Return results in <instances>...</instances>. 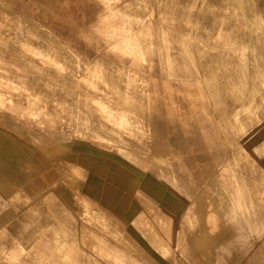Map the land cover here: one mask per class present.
I'll use <instances>...</instances> for the list:
<instances>
[{
	"label": "rangeland",
	"instance_id": "rangeland-1",
	"mask_svg": "<svg viewBox=\"0 0 264 264\" xmlns=\"http://www.w3.org/2000/svg\"><path fill=\"white\" fill-rule=\"evenodd\" d=\"M229 8L231 0H0V264H124L127 254L213 264L202 247L213 241L231 248L230 262L264 264V224L226 228L238 163L252 176L243 202L264 206L261 156L245 142L264 109L238 114L229 94L231 26L246 21ZM205 56L222 65L210 90L208 79L172 66ZM125 193L156 256L119 218Z\"/></svg>",
	"mask_w": 264,
	"mask_h": 264
},
{
	"label": "bare ground",
	"instance_id": "bare-ground-1",
	"mask_svg": "<svg viewBox=\"0 0 264 264\" xmlns=\"http://www.w3.org/2000/svg\"><path fill=\"white\" fill-rule=\"evenodd\" d=\"M161 2H162V0H161ZM108 5L109 4H107V6ZM229 9H230L229 11H231L235 14H238V15H243L244 18H246L244 25L241 24L242 21H239V19L236 18V19H233L232 26H231L233 28V33L231 34L232 38H231L230 43L235 48L234 52H235V58H236L237 64L228 65V68L233 69V72L232 71L230 72L231 75L229 76L230 79L228 80L229 81L228 84H230V91H231L229 94L232 93L234 96L233 99H236V103H234V108L236 109L235 111H237L238 114H242V112H246V111L253 112L254 114H258V111L260 108L264 109V0H231V8H229ZM108 10H109V8H108ZM107 12H106V15H107ZM112 12H114V11H112ZM124 13H127V12H124ZM108 16H109V14H108ZM110 16H111V14H110ZM120 19H121V16H120ZM193 25L195 27H198V28L201 27L200 21H198V22L195 21ZM150 43L152 44V46H154L156 44L154 39L151 40ZM119 49H121V48H119ZM126 49L130 50V48L129 49L126 48ZM123 51H125V50H122V53H124ZM154 51H155V49H154ZM156 52H154V53H156ZM220 52H222V51H220ZM231 53H232V51H231ZM232 54H234V53H232ZM153 55L154 54H152V56ZM154 56H156V55H154ZM221 56H224V54ZM178 59H179L178 57L175 58L176 62H180V61H183V62L182 63H175L174 65L172 64L173 68L174 67L179 68V69L181 68L182 70L185 69L184 71H186V72L188 71L187 73H189V74L191 73L192 75L197 76V77H201L204 80L208 79L209 82L207 81L208 84L206 85L207 89H209V87L211 85L216 86V84L219 83V80H220L219 78L221 77V75H223L221 70L218 69V68L222 67V65H218V62L215 64L214 63L212 64L211 62H209L210 60L213 59L211 57L205 56V57L201 58L202 61L199 62V64H190V65H189V63L188 64L186 63V61H185L186 58L183 57L181 60L180 59L178 60ZM168 60H170V58ZM216 60L217 59H215V61ZM165 61H166V59H165ZM193 61H195V59ZM168 63H170V61H168ZM238 63H239V65H238ZM220 64H221V62H220ZM224 67H225V65H224ZM170 69L171 68H169V70ZM179 69H177V70H179ZM175 70L176 69H174V71ZM170 71H172V70H170ZM179 72H180V70H179ZM175 74H176V72H175ZM181 74L179 76H185L184 74H182V75ZM171 76H172V74H171ZM179 76L174 75V78L177 77V79H179L178 78ZM190 78L193 79L192 77H190ZM209 90H208V92H209ZM238 119L241 120L242 118L238 117ZM249 136H250L249 142L253 147V151H255L256 153H258L261 156L260 170L262 171V174L264 176V118H259V116L258 117L255 116L254 121H253V131L249 134L245 133V139H246L245 142L248 141ZM253 165L255 166V164H253ZM236 171H237V175L234 176L235 178H233L232 186H230V189L232 191V198L234 199V201H233L234 202L233 203L234 209L232 210L234 219L233 220L229 219L227 223H229L230 226H226V228H230V229L233 227L235 229L234 230L235 234L238 233L237 229H242V231H243L245 228L251 229V228H253V226L258 227V225L264 224V206L262 204L261 205L256 204V200L254 201L252 198H251L250 204L246 205V203L243 202V199H242L243 194H246V195L250 194V196L254 195V194H252L253 193L252 187L250 188V184H251L250 181H252V176H250L249 172H248L247 176H246V174L244 175V171L242 170L240 163H238L236 165ZM176 183H177V180H176ZM172 187L174 188V186H172ZM258 189H260V188H258ZM259 191L264 194V184L261 186V189ZM68 192H67V195H69ZM225 202H226V198H225ZM226 203L228 204V202H226ZM230 209H231V206H230ZM135 210H136V208H135ZM245 212H246V214H245ZM231 216H232V213L229 212V218ZM0 220H1V217H0ZM240 220H245V221H240ZM259 227H261V226H259ZM224 233H225V231H224ZM224 233H222V234H224ZM249 233H250V231H249ZM129 234H131L132 238L135 239V237L133 236V234L131 232ZM219 234H221V232ZM228 238H229V235L223 236V239L225 241H227ZM225 241L222 242L220 240V242L218 243L219 246H221ZM136 242L139 244V242L137 240H136ZM213 242H211L212 247L210 250L211 253H216V258H215L213 264H215V263L216 264H235L234 262L229 261V260H231L230 257L228 259H226L227 258L226 255H227V253L229 254V251L231 248H229V246H223V245H222V247L218 248V247H215L218 245H214ZM233 251H234V249H233ZM162 252L163 251H161V253ZM232 254L231 255L229 254L228 256H235ZM237 256H239V255H237ZM241 257H243V256H241ZM234 259H235V257H234ZM119 261L123 262L124 264H140L139 260L137 258H135V255H133V254H127L126 257L124 258V260H122L120 258ZM232 261H233V259H232ZM236 263H240V262H236Z\"/></svg>",
	"mask_w": 264,
	"mask_h": 264
},
{
	"label": "crops",
	"instance_id": "crops-1",
	"mask_svg": "<svg viewBox=\"0 0 264 264\" xmlns=\"http://www.w3.org/2000/svg\"><path fill=\"white\" fill-rule=\"evenodd\" d=\"M151 148L156 149L154 147V145L151 146ZM139 174H140V178H142V180L144 181L143 182V186L144 187H150L151 185H150L149 181H147V177H145L144 174H141V173H139ZM122 200H123L122 202H123V204L125 206L122 207V208H118L117 209V212H119V214H120V216H119L120 220L123 221V222H125L127 228L130 230V232L133 234V236L135 237V239L142 246L143 250L144 251H147V253L151 257L154 256L155 255L154 250H152L146 244V242L141 238V236L139 234V230H140L139 227H140V222H141L140 220L141 219H136L137 216L135 214H136V212H138V209L136 208V210H135V207L133 206L135 203L130 200V198L128 197V193H125V195H124V197H123ZM202 247H203L204 252L207 251L208 253H210L212 255L215 254V256H216V253H211L210 252L211 247H212L211 242H208V246L207 245L205 246V243H203ZM138 260H139V263L140 264L141 263L142 264H146L145 261L143 262V260H140V259H138ZM159 260L161 261L160 262L161 264H168V260H164V259H159Z\"/></svg>",
	"mask_w": 264,
	"mask_h": 264
}]
</instances>
